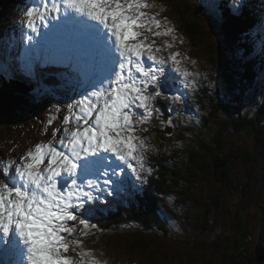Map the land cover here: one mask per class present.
Here are the masks:
<instances>
[{
  "label": "snow or ice",
  "instance_id": "1",
  "mask_svg": "<svg viewBox=\"0 0 264 264\" xmlns=\"http://www.w3.org/2000/svg\"><path fill=\"white\" fill-rule=\"evenodd\" d=\"M240 6L232 0L233 9ZM156 7L155 0H39L26 10L25 27L41 39L23 34L19 58L25 70L37 63L62 65L75 97L62 119L72 127L54 128L52 140L37 142L18 163L0 161V232L18 236L26 264H105L83 249L69 222L87 229L81 209L100 199L97 193L119 198L136 181L146 182L142 173L153 171L145 168L148 145L137 125L151 119L152 100L161 95L170 62L185 79L190 75L181 69L179 53L165 58L162 47L149 40L148 34L173 32L163 27L159 12L148 11ZM40 24L49 30L42 33ZM189 83L196 82L185 87ZM73 246L80 249L78 261L66 254Z\"/></svg>",
  "mask_w": 264,
  "mask_h": 264
},
{
  "label": "trees",
  "instance_id": "2",
  "mask_svg": "<svg viewBox=\"0 0 264 264\" xmlns=\"http://www.w3.org/2000/svg\"><path fill=\"white\" fill-rule=\"evenodd\" d=\"M1 1L3 2L4 0H0V8L3 4ZM6 1L7 0H5V2ZM222 1L227 2L228 0ZM171 4L174 7L179 6L175 2H172ZM201 4L206 6V3L203 1H201ZM257 5L260 6V0H258ZM6 7L7 5L2 6L0 9V16L2 19L4 18L3 13ZM242 8L243 7H241V9ZM182 9L184 10L183 7ZM237 11L238 12L236 14L220 16L215 25H213L214 19L211 18L212 21H210L209 30L204 31L205 35H203L204 41L207 44L209 41L206 40L212 41V37L217 34L221 39V46L224 45L220 48L219 52L211 56V58H215V60H213L215 68L218 62L222 63L223 69H216L219 74L224 73L228 79L235 77L236 75L235 85H238L239 88L233 89L234 87H230L227 82H225L227 89L231 88L233 90V97L230 98L233 100L232 105H221V101L212 104L205 99H202L204 112L198 110V115L195 120L186 118L184 127L182 128V125H179V128L182 129H179L178 131H170V128L168 130H164L165 126L164 129H161L160 127L154 128V135L160 132L163 134V137L160 135L153 137L156 141L157 147L152 152L148 150L153 157V159L151 158V165L154 169L155 178L152 180L151 186L147 182L143 185L139 183L135 194L133 196L130 195V197L134 199H126L128 202H126L127 204L123 202V206L125 208H134L133 210H129L128 214H133L138 217L139 213L137 214V211H142V213H147L145 214L146 221L147 218L148 220L156 219L163 221L161 217L158 219L156 217H158L159 213L162 214L165 210L166 212H169L178 223L180 222L182 228L188 229L189 227L190 229L192 219L190 206L183 204L186 203L184 198L188 197L189 192H187V190L189 189H184V181L189 184H193L200 175L204 178L211 179V174H215L216 181H214L219 184V186L209 188L211 191L207 190L206 193L203 192V198L197 200L200 212L196 220L197 223L195 224L197 228L189 231L191 238H189L190 241L188 246H190V248L187 249V254L185 255L178 254L171 257L166 253V249H168V247L156 249L153 247L152 240L146 236H141L151 235V231L147 227L129 226L120 229L126 232L131 231V235L141 237L136 239L128 238L126 234L122 232L116 233L117 235H113L112 239L118 245V248L115 250L116 254L121 251V246L124 240L123 251L127 252L126 255L123 254V259H120L121 253L115 257L109 255L111 257L110 259L117 264H129L132 262H137L138 264H156L159 259H164V262L167 264H180L177 262L179 258L186 260L187 264H216V262H219L220 260L226 262L227 260L224 259V257L227 258L226 248H235L237 244V248L248 250L250 253L254 252L249 250L248 245L244 246L240 245L237 241H229L230 239L228 237L230 236H235L236 238L242 237L244 239H247L249 236H253L252 243L259 246L261 251L259 254L264 253V247L260 246L262 236L257 238L255 237V234H253V231H259L264 228V198L254 202L251 199L254 192H264L262 187L264 186V180L263 182L260 181L256 174V167L259 165L260 161L264 162V104L258 106V112L255 113L257 115L254 116V112L245 110L243 107V95L246 91L255 87L256 77L258 76H254L253 74L246 75V73L251 66H255L254 62H257L256 58H258V56L256 55V52L251 55V46L249 45V57L244 56L246 62H244L245 60H242L241 62L240 60H237V66L234 68L231 67V64H229L227 60L225 61L224 58H219V53L223 54L224 51L227 55H229V53H236L242 44H253L255 46V43H257L258 40H263L264 35L258 30L256 32L255 28L247 34H244V32L239 29L240 32L230 34L228 35L230 38H226L225 34L229 24L227 23V17L230 18V16L233 15L235 20L238 21V24L241 21L240 26L247 24L248 27L251 28L249 26V22L253 20V18L249 16V13L260 14L255 7L252 8L251 6ZM260 15V18H263V15ZM218 21L219 24H217ZM190 22L192 23L193 28L197 29L196 26L199 22ZM182 23H185L184 19ZM208 32L212 35V37ZM250 33H253V36H251ZM257 33L259 34L258 36ZM193 34L195 37L191 38V43L192 46H197L198 49V47L201 46L202 39L199 33L196 34L193 32ZM239 34L240 36H238ZM211 41L210 45H215L214 41L216 42V40L214 39V41ZM263 42L264 41H262V43ZM260 51L261 48L259 47L257 50L259 56ZM262 65L263 64L260 62L259 66H261V68H263ZM20 86V83L14 82L11 87H6L0 80V114L5 115L4 119L0 120V122H3L5 125L4 127L0 126V151L3 146L10 145L16 141V137L13 136L14 130L21 129L27 121L28 114H24L25 108L23 106L27 103V100L25 99L27 97H22V93L24 94L25 90ZM215 90L218 91L217 89ZM172 91L174 92V90ZM27 93L35 94V92L30 89L27 90ZM40 94L43 98H46L45 92ZM198 97L200 99L203 96L199 94ZM248 101H250V99H248ZM207 109H209V112ZM163 110L172 114V117H177L175 112L170 113L171 110L168 109V105H164ZM21 115L23 119L20 122ZM198 120L204 124L202 132L197 130ZM244 121H246L247 126H249L250 130L253 131L254 134L249 133L252 134V137L251 140L245 144L243 153L241 148L237 147V144H234L233 140H229V136H231L229 133L233 131L234 126L235 130L241 128L242 126L238 125V123L244 125ZM213 124L215 125L212 126ZM142 131L138 133L140 137L142 136L141 134H143ZM146 131L148 133V130ZM231 137L235 139L243 138L242 135ZM191 140H193V143ZM190 155L191 157L188 158ZM240 162L246 165V168L241 172L243 177L232 178L231 171L238 169L235 167H237V164ZM260 172L261 177H264V170H262V168H260ZM186 174L187 176H185ZM234 179H237L241 184H243L242 188L237 189V183L234 182ZM252 183H254L258 188H256V186ZM224 190L229 191L225 192ZM247 191H249L248 196L246 194ZM239 195L241 196L240 198L244 196L246 201L247 199L248 201L251 200L249 204L252 207L250 209H246L245 207H247V205L239 208L233 216H230L227 211L233 206L236 197ZM170 198L173 199L171 202L167 200ZM151 210L155 211L154 214ZM222 210L225 211L224 214L221 213ZM252 210H255V213H252ZM149 211L151 212L149 213ZM214 213L217 215V222L219 223L218 227H216L213 217L211 216V214ZM92 214L96 215V213ZM119 217L121 216L119 215L117 218ZM258 219H261L262 223ZM225 220H229L231 223L225 222ZM100 222L104 231H106V227H108L109 224L110 227L119 226L115 223L112 224L111 220H109L107 216ZM125 224L128 223L124 221V225ZM161 224L164 225V222ZM250 224H252V228H250ZM147 226H149L148 223ZM216 228L225 233V243H222L220 241L221 239L217 237L218 234ZM104 233L105 232L92 234L91 236L89 235L90 237H87L92 239L90 241V245L92 247H95L93 246V243L98 244V247L95 248L108 254L107 247L99 244L100 240H97L98 238L103 239L105 235ZM89 238H87V240H90ZM253 238L257 239L256 242H254ZM201 247H204V253H201ZM218 250L221 253L220 257H217L216 254ZM198 254H205L207 261L203 257V260L199 261L197 259ZM254 254L256 253L254 252ZM257 256L261 258L262 255ZM252 260L256 264L260 263V260H258L256 256L252 257ZM261 261L264 262V259L262 258ZM227 263L237 264L236 257H233L231 262L229 261ZM249 263L252 264L251 261Z\"/></svg>",
  "mask_w": 264,
  "mask_h": 264
},
{
  "label": "rangeland",
  "instance_id": "3",
  "mask_svg": "<svg viewBox=\"0 0 264 264\" xmlns=\"http://www.w3.org/2000/svg\"><path fill=\"white\" fill-rule=\"evenodd\" d=\"M201 1L205 2L206 6H203L201 4ZM248 1L249 0L246 1V4H243L244 0H240L241 6L239 7L238 10H242L245 7L251 6L252 8L255 7V9L260 14H264V9L262 8V6L257 5L258 0H251L249 2ZM149 2L151 3L152 0H150ZM172 2L177 3L179 6L174 7L171 4ZM2 3L3 4L1 5V8H2V6H5V5H7V7L3 13V15H4L3 23L0 26V51L6 52L3 48L8 47V48H12L18 52V50L23 45V42H22L23 41V34L25 32H27L29 35L35 36V34L31 33L30 30H28L27 28H24L25 27V21L27 20V17H26V14H20V13H21V11L26 12V10L29 7H33L34 5L39 4V0H10L7 3H5V0H4ZM155 3L157 5V7L155 9H151V12H153V13L159 12L158 18H160L162 20L163 27L173 29V32L167 36L154 37L153 38V36H151V34H149L150 37H152L155 40L156 45L161 46L163 49L162 52L159 53V55H163V56H165V58H167L170 53H179L180 63H182L186 57V61H185L186 67L190 73V76L192 75L194 77L193 79L196 82L195 84H193L196 87V90L194 89V92L197 93L198 95L201 94L203 96V99H205L206 101H208L212 104L221 101V105H227V106L232 105L233 100H231L230 98L233 97L232 96L233 90L231 88L226 90L224 88V82H227V84L230 87H234L233 89L239 88L238 85L233 84L234 79L236 78V75L234 74L235 75L234 79L229 80L224 75V73H222V75H221L217 71V70L223 69L222 68L223 65L221 62H218V64L216 65V68L214 67L213 60H215V58L212 59L211 56L218 53L220 48L222 47L221 46L222 43H221L219 36L217 34H215V36L212 37V35L208 32L209 35L212 37V41H214V39H215L218 45L216 44L215 41H214L215 45H210L211 40H206V41H209L207 43L209 45H207L205 43L204 37H203V35H205L204 31L209 30L210 21H212L211 18L214 19L213 25H215L216 21L220 18V15L236 14L238 12V11H236V9H233L231 7L232 0H229L227 2H223L222 0H155ZM182 7L184 8V10L182 9ZM241 7H243V8L241 9ZM7 15H8V17H7ZM239 15H241V14H239ZM249 16H251L253 18V22L252 21L249 22V26L251 28H249L247 24H245L244 26H240L241 21L238 24V21L235 20L233 15H231L230 18L227 17V23H229V24H228V29L226 31L225 37L230 38V37H228V35L238 33V32H240V30L242 32H244V34L249 33L251 30H253V28L256 29V32H257V30L259 32L264 31V20H256V18H260V17H258V13L253 14L250 12ZM164 18H166V20ZM183 19L185 20L184 24L182 23ZM190 21L199 22V24L196 26L197 29L193 28L192 23ZM36 22L39 24L38 18H37ZM217 24H219V21L217 22ZM238 27L240 30L238 29ZM22 28H24V29H22ZM43 28H44V26L42 24H40V31L41 32H42ZM18 30H20V31L18 32ZM193 32L196 34L199 33V35L201 36V39H202L201 40V46L198 47V49H197V46H194V45L192 46V43H191V38L195 37ZM16 33H18V35H14ZM250 35L253 36V33H250ZM258 35L259 34L257 33V36ZM238 36H240V34ZM39 38L41 39V37H39ZM149 40L151 41L150 38H149ZM262 41H264V38H263V40H261V39L258 40L257 43H255V46L253 44H242V46L238 48V51L236 53H229V55H227L225 53V51L223 52V55L226 57V59H230V60L235 61V62H237V60L238 61L240 60V62H241L242 60H245L244 56L249 57L248 51H250V48H249V45H250L251 46V55L254 52H256V55L258 56V58H256L257 62H254L255 66H251L246 73V75H248V74H253L254 76L258 75L256 77L255 87L253 89H249L243 95V107L245 108V110H249L251 112H254V114L252 113L253 116L257 115L255 113L258 112L257 111L258 106H260L261 104H264V53L263 54L259 53L260 54V56H259L258 52H257L260 45L261 46H262V44L264 45V42L262 43ZM9 42H11V43H9ZM165 42H167L168 44H171L172 46L170 48L164 47ZM185 50L187 52H185ZM262 52H264V49ZM7 54H8V52H7ZM0 56L2 57V55H0ZM220 56L221 55L219 53V58H220ZM211 59H212V61H211ZM20 61H22V60L20 59ZM244 62H246V60ZM260 62L263 64L262 65L263 68H261V66H259ZM22 63L24 64L23 61H22ZM146 63L151 64V61H146ZM44 65L49 67V69L51 71H53L55 76H59V77L64 78L62 75L63 74L62 72L56 71L57 68H56L55 64H44ZM33 70L36 71L41 76H44L45 71H46L44 68H38V64L34 65ZM166 74L168 77L167 82L164 83L161 87L166 86L167 83L170 84L173 87L174 92L177 93L179 96H181V100H183L187 104V115L190 116V113L192 114L191 117H183L182 116L183 122H181L180 117H179V111L174 110L172 108H169V106H168V109L171 110L170 113L175 112L177 114V117L175 119H177L179 122L177 123L172 118L171 115L166 114V117L171 119L172 123L166 124L164 130H168L170 128V131H173V130L178 131L179 129H182L184 127L186 118H191V119L195 120V118L197 117L196 114H198V112H195L196 109L204 112V108H203L202 104L192 105L194 100L190 101L188 94H187V91L185 89V82L182 81L180 73H176L175 71H173V67L171 65V62L169 63V65L166 69ZM30 75L35 76V74H30ZM193 79H190V81H192ZM163 80L164 79H162V81ZM215 89H217L218 91H216ZM43 90H44V88H40L39 92H37V94H40L42 92L47 93L48 88H45V91H43ZM32 97H35V96H32ZM30 99H32V98H29V100ZM248 99H251V101H248ZM44 100L45 101L47 100V96H46V99H44ZM52 100L54 102L57 100L60 101V96L58 97V99H56V96L52 95ZM179 102H181V101L179 100ZM52 106H53V108L50 110L49 115L54 117V120H55L54 123L58 122L59 120L63 119L64 116L68 115V112L66 111L67 107L65 105H59L56 110H55V104H53ZM179 106H181V105L176 104V107H179ZM154 108L155 107H153V109ZM45 110H46V112H48L47 106L45 107L44 111ZM207 110L209 112V109H207ZM58 111H60V114L57 115L56 113ZM38 114L39 113L36 112V113H33L32 115L34 117H36ZM59 115H61V116H59ZM134 119H136V117H134ZM0 120H2L1 116H0ZM46 124H47V119H44L42 121L43 127H41L39 130H37V132H40L42 134H38L37 136L38 137L47 136V137L53 138V129L54 128L52 126H50L49 129H47L45 127ZM157 124H158V122L153 121V125L157 126ZM243 124H245V125L238 123V125H240L242 127L235 130V126H234L233 131H231L229 133L231 136H234V137L242 135L243 138L242 139H235V138H232L231 136H229L230 137L229 140H233L234 144H237L236 146L241 148V150L244 153L245 144L251 140L252 134H254V133H253V131L250 130L249 126H247L246 121H244ZM179 125L180 126L182 125V128H179ZM203 125L204 124L198 120L197 130L202 132L204 129V128H202ZM214 125L215 124H213L212 126H214ZM0 126L4 127L3 122H0ZM67 126L69 128L72 127L71 124H67ZM151 127L157 128L154 126H151ZM142 128H147V126H142L141 129ZM19 131H18V129H16L13 132V136L16 137L18 141L11 143L10 145L3 146L2 150H1L2 154H11L14 156L18 155V156L22 157L25 155V153L29 149L33 148V146H34L33 141H36L33 139H36V137L32 138L30 140L31 130H28L27 125H23V127L21 129H19ZM35 132L36 131H34V133ZM249 133H252V134H249ZM56 135H60V133H57ZM143 135L151 136V137H157V135H160L163 137V134L161 132L154 135V130H148V133L146 131L143 133ZM143 135L141 136V138L143 137ZM151 137L147 138L148 139L147 141H152ZM253 137H255V136H253ZM195 141H199V140H195ZM191 142L193 143V140H191ZM149 157L153 159L152 156L149 155ZM190 157H191V155L188 158H190ZM263 167H264L263 161H260L259 165L256 167V174H257L258 178L260 179V181H262V182L264 180V177H261L260 168H262V170H264ZM235 168H238V169L231 171L232 178L243 177L241 172L246 168V165L244 163L240 162L237 164V167H235ZM129 175L131 176V179L133 181H135V176H133L131 174H129ZM185 176H187V174ZM214 180L216 181V175L212 173L211 179L204 178L203 176L200 175L197 177L195 183H193V184H189L188 182L184 181V189H187V188L189 189V190H187V192H189L188 197L184 198L186 203H183V204H187L190 206V212L192 214L190 229L188 227V229L185 231V229L182 228V226H180V229L185 231V232L182 234L180 231H178V232H176L175 236H171L170 235V229H168V228H170L169 226H172V221L174 219H172V217L164 211L165 213L164 212H162V214L159 213L160 214L159 217H156L157 219L161 217L163 221H161V220L160 221L164 222V225L160 224V225H156V226H159L161 229L166 230V231L154 230L150 236H147V235H141V236H146L150 240H152L153 247L156 249L168 247V249H166V253L172 257L175 255H178V254H181V255L187 254V249L190 248V246H188L189 241H190L189 238H191V236L189 235V231L195 230L197 228L195 226V224L197 223L196 220H197V217L199 216V212H200V208H199V204H198L197 200L203 198L202 197L203 192L206 193L207 190L211 191V189H209V188H213L214 186L215 187L219 186V184H217ZM234 182L237 183V189L242 188L243 184H241L237 179H234ZM138 184H139V182L136 181V187L135 188L131 187V185H130L126 189V191H128V194H129L128 196H130V195L133 196L135 194V192L138 188ZM252 184H254V183H252ZM262 187L264 189V186H262ZM256 188H258V187L256 186ZM224 191L227 192L229 190H224ZM254 193L252 194V197H251L253 202L259 201L262 198H264V192L255 193V194ZM246 194L248 196L249 191H247ZM240 197H241L240 195L236 197V199L234 201L235 203H233V206L227 211L230 216H233V214L239 208L245 207L247 205L248 206L245 207L246 209H250L252 207L249 204V202L251 200L248 201V199H247V201H246V198L244 196H242V198H240ZM167 200L169 202H171L173 199L170 198ZM123 202L126 203L127 201L125 200ZM257 204H259V203H257ZM163 209H164V207H163ZM221 213L224 214L225 211L222 210ZM252 213H255V210H252ZM99 214H101V213H96V215H99ZM84 215H89V214L84 213ZM211 216L213 217V221H214L216 227H218L219 223L217 222L216 213L211 214ZM140 220L145 221L146 223H149L148 221H146L142 218ZM258 220L262 223L261 219H258ZM166 222L169 224V226L166 225ZM225 222L231 223V221H229V220H225ZM140 223H142V222L140 221ZM124 226H128V224H125ZM156 226H153V228ZM249 226H250V228H252L251 227L252 224H250ZM216 229H217V234H218L217 237L219 239H221L220 241L222 243H225L226 242V237L224 236L225 233L222 232L218 228H216ZM258 230H259V228H258ZM128 231H130V230H128ZM120 232L125 233L128 238L136 239V238L141 237V236L131 235V231L126 232V231L121 230V229H117V230L113 229V230H109V233H104L105 235H104L103 239L98 238L97 240H100V242L104 243V245L107 247L108 255L115 257L121 253L120 259H123V254L126 255V253H127L126 251H123L125 240L123 241V244L121 246V251L118 254H116L115 250L118 248V245L112 239L114 234L117 235L116 233H120ZM171 232H173V230H171ZM75 233H76V231L74 230L73 235ZM214 234H216V233H214ZM253 234H255V237H257V238L262 236V238L260 240V246L264 247V228L260 229L259 231H253ZM99 235H101V234H99ZM87 236H89V235H87ZM87 236H83V238L85 239V238L90 237V236L89 237H87ZM252 237L253 236H249V237H247V239H244L242 237L236 238L235 236L234 237L230 236L228 238L230 239L229 241H237V242H239L240 245H244V246L248 245L249 250L254 251L257 255H262L261 258L259 256H257L256 254H254V252L250 253L248 250H245L242 248H237L236 247L238 245L237 244L235 246V248H231V247L226 248L227 258L224 257V259L227 260L226 262L223 260H220L219 262H216V264H230L227 262H229V261L231 262L233 257H236L237 264H240V263L250 264L249 263L250 261L252 264H256L252 260V257H254V256H256V258L258 260H260L259 264H263L264 262L261 261V259L262 258L264 259V253L259 254V252H261L260 248L257 244L252 243ZM253 240H254V242H256L257 239L253 238ZM69 243L70 244L72 243V237H69ZM83 244H85V243H83ZM20 245L22 246L23 255L19 254V246ZM0 246L2 249L7 248V250H8L4 254V260H3L4 264L7 263V260L9 259L11 253H13L16 256H20V257L24 256V251H25L24 246L19 241L18 236H16L14 232L10 233L8 238H4L2 232H0ZM9 246L11 247V249ZM93 246L98 247V244L93 243ZM74 247L75 246H73L70 250H72ZM83 249H85V247H83ZM70 250L66 254L68 256H71L73 258V260L78 261L80 259V256H79L80 250H78V249L72 250V251H70ZM201 250H202L201 253H204V247H201ZM173 253H174V255H173ZM216 254H217V257L221 256V253L219 250L217 251ZM92 255L96 258L98 257V256L94 255L93 253H92ZM160 256H162V255H160ZM202 257L207 261L205 254H201V255L198 254L197 255V259L199 261L203 260ZM99 260L104 262V259L102 257ZM246 261H249V262H246ZM177 262H179L180 264H187L186 260H183L182 258H179L177 260ZM156 264H167V263L164 262V259H159Z\"/></svg>",
  "mask_w": 264,
  "mask_h": 264
},
{
  "label": "bare ground",
  "instance_id": "4",
  "mask_svg": "<svg viewBox=\"0 0 264 264\" xmlns=\"http://www.w3.org/2000/svg\"><path fill=\"white\" fill-rule=\"evenodd\" d=\"M260 5L262 6V8L264 9V1L263 0H260ZM263 15V19H264V14H262ZM261 15L260 14H258V17H260ZM53 23H55V21H53ZM51 26L49 25V28H50ZM49 30V29H48ZM47 30V31H48ZM38 37V36H37ZM221 40V39H220ZM224 46V45H223ZM222 46V47H223ZM220 58H224V60L226 61L227 60V62L229 63V64H231V67L232 68H234V67H236L237 66V62H235V61H232V60H230V59H226V57H224V55L222 54V53H220ZM254 64V63H253ZM222 74V73H221ZM167 86L170 88V89H172V90H174L173 89V87L171 86V85H169L168 83H167ZM42 88H44V90L43 91H45V88H49V87H42ZM224 88L226 89V90H228L227 89V85H226V83L224 82ZM42 92V91H41ZM43 93V92H42ZM44 99H46V98H43V100ZM1 116V118L2 119H4V117H5V115H3V114H1L0 115ZM5 121V120H4ZM4 124V123H3ZM245 125V124H244ZM5 126V125H4ZM14 128V127H13ZM16 130V129H15ZM14 130V131H15ZM145 132V130H143L142 131V133H144ZM14 237V236H13ZM12 242V241H11ZM99 244H102V245H104V243H102V242H100Z\"/></svg>",
  "mask_w": 264,
  "mask_h": 264
}]
</instances>
